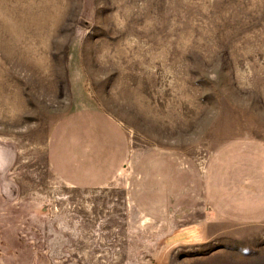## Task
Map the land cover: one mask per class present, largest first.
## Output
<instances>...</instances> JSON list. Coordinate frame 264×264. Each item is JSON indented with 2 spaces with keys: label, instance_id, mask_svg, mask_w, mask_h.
<instances>
[{
  "label": "rangeland",
  "instance_id": "rangeland-1",
  "mask_svg": "<svg viewBox=\"0 0 264 264\" xmlns=\"http://www.w3.org/2000/svg\"><path fill=\"white\" fill-rule=\"evenodd\" d=\"M80 109L128 140L99 188L68 186L48 158ZM235 139L264 141V0H0V264H264V220L202 200L208 158ZM157 151L193 166L188 214L150 219L129 196Z\"/></svg>",
  "mask_w": 264,
  "mask_h": 264
},
{
  "label": "crops",
  "instance_id": "crops-1",
  "mask_svg": "<svg viewBox=\"0 0 264 264\" xmlns=\"http://www.w3.org/2000/svg\"><path fill=\"white\" fill-rule=\"evenodd\" d=\"M48 158L53 172L68 186L99 188L125 166L126 132L109 113L75 110L53 130ZM195 174L193 166L178 155L153 152L137 162L129 196L150 219L180 217L195 209ZM199 185L204 204L218 218L264 220V141L235 139L217 148L205 164Z\"/></svg>",
  "mask_w": 264,
  "mask_h": 264
}]
</instances>
